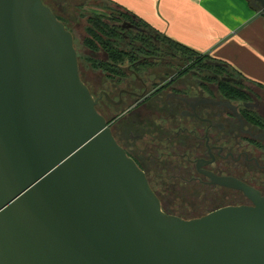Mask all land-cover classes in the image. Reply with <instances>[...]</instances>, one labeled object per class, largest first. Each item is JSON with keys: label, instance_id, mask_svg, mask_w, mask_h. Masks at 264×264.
<instances>
[{"label": "water", "instance_id": "95a60500", "mask_svg": "<svg viewBox=\"0 0 264 264\" xmlns=\"http://www.w3.org/2000/svg\"><path fill=\"white\" fill-rule=\"evenodd\" d=\"M98 102L51 7L0 0V264H264V195L166 213Z\"/></svg>", "mask_w": 264, "mask_h": 264}, {"label": "flooded vegetation", "instance_id": "af4514ba", "mask_svg": "<svg viewBox=\"0 0 264 264\" xmlns=\"http://www.w3.org/2000/svg\"><path fill=\"white\" fill-rule=\"evenodd\" d=\"M137 63L126 61L127 75L118 79L102 70L105 82L92 86L82 79L163 210L193 219L225 206L253 204L243 190L215 178L235 179L264 195V98L222 95L223 78L207 69L180 74L167 61L141 70Z\"/></svg>", "mask_w": 264, "mask_h": 264}, {"label": "crops", "instance_id": "0c3cea01", "mask_svg": "<svg viewBox=\"0 0 264 264\" xmlns=\"http://www.w3.org/2000/svg\"><path fill=\"white\" fill-rule=\"evenodd\" d=\"M112 1L169 37L230 64L251 81L264 84V14L250 0ZM98 54L100 59H107L104 52ZM88 67L93 82L83 79L89 85L108 80L101 70L89 64Z\"/></svg>", "mask_w": 264, "mask_h": 264}, {"label": "trees", "instance_id": "16d2710c", "mask_svg": "<svg viewBox=\"0 0 264 264\" xmlns=\"http://www.w3.org/2000/svg\"><path fill=\"white\" fill-rule=\"evenodd\" d=\"M103 1L106 4L99 7L108 10V13L94 12L87 16L83 44L91 52L107 54V60L93 56H86L85 59L92 68L102 70L108 78L118 79L126 76L123 68L126 61L138 62L136 70L154 67L167 61L166 64L177 67L180 74L189 68H200L222 77L219 90L222 95L230 98L246 99L248 95H253L250 86L252 84L264 88V84L251 81L230 64L160 32L118 3L112 0ZM250 1L256 10L264 14L260 3ZM58 18L62 20L61 17ZM124 24L129 27H124Z\"/></svg>", "mask_w": 264, "mask_h": 264}, {"label": "rangeland", "instance_id": "374dc122", "mask_svg": "<svg viewBox=\"0 0 264 264\" xmlns=\"http://www.w3.org/2000/svg\"><path fill=\"white\" fill-rule=\"evenodd\" d=\"M52 6L55 13L62 18L63 22L68 25L69 29L73 32L75 37V46L79 55L80 72L82 78L89 79L90 69L88 67L85 57L90 55L91 52L84 48L82 45V39L85 35V28L87 26V16L91 13H108V10L99 7L106 4L103 0H44ZM161 63V62H160ZM160 67L165 64H159ZM162 65V66H161ZM177 70L178 68L175 67ZM163 69V68H160ZM175 69V70H176ZM172 73H174L172 71ZM253 95H258L262 99L264 98V88L258 85H250Z\"/></svg>", "mask_w": 264, "mask_h": 264}]
</instances>
